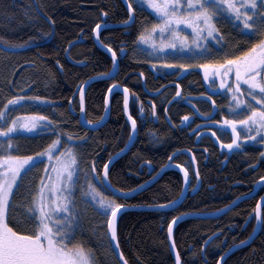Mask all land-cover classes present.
Returning <instances> with one entry per match:
<instances>
[{
  "label": "trees",
  "instance_id": "trees-1",
  "mask_svg": "<svg viewBox=\"0 0 264 264\" xmlns=\"http://www.w3.org/2000/svg\"><path fill=\"white\" fill-rule=\"evenodd\" d=\"M128 1L134 9L133 24L103 29L99 34L102 44L116 52L119 66L112 79L89 86L84 118L92 123L101 119L110 85L130 91L129 111L138 134L130 150L109 169V181L116 189L131 191L169 163L188 171L189 191L176 209L127 211L117 228L128 264H175L167 238L173 217L217 211L250 193L264 176V157L260 155L264 149L258 139L250 143L241 140L246 136L242 126L237 125L240 147H221V142L232 140V129L223 121L243 119L248 112L231 114L228 94L218 83L209 86L199 69L203 63L222 62L226 54L238 55L255 41L242 36L229 20H219L217 27L225 37L223 48L215 42L210 48L212 55L175 59L177 70H160L158 60L142 49L137 39L157 20L144 5ZM128 15L120 0H0V108L19 96L23 97L21 103L12 106L8 116L47 117L32 135L13 134L1 140L4 145L11 140L13 156L43 152L57 140V134L62 150L74 149L80 169L75 187L80 224L74 239L86 241L85 246L95 251L96 264L119 262L109 241L108 217L82 198V186L85 190L90 181L105 197L125 206L167 204L177 199L183 188L181 174L173 169L128 199L115 197L103 187L100 177L105 163L124 147L130 134L121 92L111 94L110 116L101 128L89 130L79 121V85L113 67L112 59L95 45L93 29L97 24L123 23ZM17 45L22 46L13 47ZM183 63L192 67L183 71ZM185 116L189 120L184 121ZM81 139L84 143H79ZM144 163H150L153 170ZM93 164L95 172L91 171ZM263 194L264 184L254 197L219 217L179 223L173 239L182 264H217L231 246L244 241L254 228L253 210ZM223 264H264V226L250 245L235 251Z\"/></svg>",
  "mask_w": 264,
  "mask_h": 264
},
{
  "label": "snow or ice",
  "instance_id": "snow-or-ice-1",
  "mask_svg": "<svg viewBox=\"0 0 264 264\" xmlns=\"http://www.w3.org/2000/svg\"><path fill=\"white\" fill-rule=\"evenodd\" d=\"M141 4L153 10L161 23L153 24L151 29H145L138 37V41L149 43L156 47L152 34L157 31L161 36L171 32V43L161 42L160 48H176V41H179L180 47L188 49V37L182 36L178 27L185 25L191 29L193 37L191 43L195 49H199L196 55H212L211 49L207 43L200 41L214 40L220 48L224 47L225 37L220 35V29L217 27V21L222 17L228 19L234 28L240 29V34L254 40L250 47L240 51L238 55L226 54L222 62H208L199 65L204 70V79L208 80L210 76L220 79V88L227 90L230 94L231 102L228 110L231 114L239 112H248L243 119L223 121L224 125L232 129L231 143L224 144L222 148H239L240 132L237 131V125L246 129L248 135L245 140H257L264 144V0H140ZM128 19L123 23L127 26L133 22L134 9L132 3H128ZM106 16L107 13H104ZM104 27L97 24L93 32L97 34L99 41V30ZM146 33V34H145ZM248 40L244 41L246 45ZM102 43V42H101ZM17 45L13 47H21ZM112 54L113 66L117 61V54L108 45H103ZM219 50V49H218ZM123 51V49H121ZM181 68H190L191 65L181 64ZM211 70V71H210ZM102 76L110 77L109 73H102ZM234 76V79L231 77ZM86 83L79 85L80 89V109L84 112V96ZM246 86V88L244 87ZM113 85L109 86L112 91ZM177 96L180 95L179 85H177ZM247 95L251 100L243 99ZM257 96L259 99L257 100ZM23 97L13 96L0 108V122L7 123L9 109L18 104ZM41 100L40 97H35ZM210 99V97H209ZM129 90L124 89V110H128ZM251 101H256L253 104ZM215 105V101H212ZM109 105L108 97H105L106 109ZM143 110V109H141ZM132 123L133 131L136 128V121L131 116L128 117ZM20 117L13 118L7 127L0 123V137L8 139L10 134L14 133L18 127L35 128L37 122L46 120L47 117L32 118V122L20 124ZM184 121L189 120L188 116L183 117ZM89 125L91 121L87 122ZM216 135L215 132L212 133ZM57 140H54L48 148L34 156H13L11 151L13 145L9 143L5 146L0 140V152L7 153L0 155V264H96L95 251L86 247V241L75 240L77 229L79 228L80 218L75 206V187L79 179L80 169L78 158L74 149L68 147L60 155H54V150L59 151L58 145L62 142L60 134H57ZM133 136L130 134L129 140ZM71 139V137H69ZM79 143H84L81 139ZM261 157H264L262 152ZM47 156L49 163L45 165V177H41V182L37 193L32 197L31 203L24 215L13 221L10 219V210L14 207L12 196L15 188L19 187L23 172L36 162V157ZM170 159H172L170 157ZM111 158L104 165V175L101 178L104 188L111 189L112 185L107 181ZM184 172L185 180H188V171L181 168ZM96 171L95 165L91 168ZM87 178V173L85 174ZM264 181V176L260 177ZM91 197L94 202L95 210L101 215L108 217V229L111 233V241L117 240L116 222L120 210L124 207L114 199L105 197L96 186L90 181L87 189L82 186V198ZM175 201H169L167 204L159 207H171ZM110 211V215H109ZM256 220L264 226V197L257 201L253 210ZM177 217H173L176 221ZM173 224L169 223V237L172 234ZM256 229L254 228V232ZM247 241H241V244ZM172 247H175L173 243ZM119 244L115 245V249ZM119 259L123 264V254L120 253ZM176 264H181L179 254L176 255ZM220 264V261L217 262Z\"/></svg>",
  "mask_w": 264,
  "mask_h": 264
},
{
  "label": "water",
  "instance_id": "water-1",
  "mask_svg": "<svg viewBox=\"0 0 264 264\" xmlns=\"http://www.w3.org/2000/svg\"><path fill=\"white\" fill-rule=\"evenodd\" d=\"M120 1L122 2V4L124 5V7L126 8V10L128 12V3H129V1L128 0H120ZM133 22H130L127 26H125L124 23H119V24H101L104 27H102L99 30V34H100L101 30H103V29H107V28H126V27L131 26L133 24ZM96 36H97V34L95 32H93V41H94L95 45L101 51L106 53L112 59L111 52H109L107 50V48L103 47V44L101 43L100 38H99V41H98L96 39ZM112 62H113V60H112ZM118 66H119V61H118V58H117L115 67L113 66L111 71L109 72L110 77H105V76H102L100 74V75L93 76V77L87 79L85 81V82H87L86 83L85 94H86V91L89 88V86L91 84H93L94 82L99 81V80L112 79L116 75V73L118 71ZM85 82L83 84H85ZM113 86L114 87H113L112 91L108 90L107 95H106V97H108V100H109V105H108L107 109H106V106L104 105L103 115H102L101 119L98 122L92 123L91 125H89L86 122V120L84 118L85 96H84V112L82 113L81 109H80V113H79V121H80L81 125L84 128L89 129V130H97V129L101 128L109 119V116H110V96H111V94L113 92L119 91L123 95V113H124V116H125L128 124H129L130 134L133 136V138L131 140H129V138H128V140H127L126 144L124 145V147L110 157L111 158L110 167L117 160H119L121 157H123L130 150V148L133 146L134 142L136 141L137 134H138L137 124H136L135 131H133L132 123H131V121L128 118L129 116H131L130 111H129V104H130V98H131L130 91H129V100H128V110H127V112H125V110H124V89H125V87L120 86V85H113ZM156 93H150V96H155ZM78 100H79V105H80V90H79ZM132 119L134 120L133 117H132ZM130 134H129V136H130ZM110 158H109V160H110ZM109 160L107 161V163L109 162ZM143 165L146 166L150 171L153 170V168H152L150 163H144ZM181 168L185 169L184 167H182L180 165L169 163L166 166H164L162 169H160L158 172H156V174L151 179H149L148 181H146L145 183L141 184L140 186L136 187L135 189H133L131 191H127V192L120 191V190L116 189L113 186H112L111 189H107V191L110 192L115 197H119V198H122V199H128V198H131V197L139 194L140 192H142L143 190L147 189L148 187H150L152 184H154L163 175L164 172H166L167 170H171V169L178 171L181 174L182 181H183L182 192H181V194L179 195V197L177 199L173 200V201H175V203L172 204L171 207H163L162 208V207H159L160 205H155V206H125V205H123L124 207L120 210L119 215L117 217L116 232H117V228H118L119 219H120L121 215L124 212H127V211H170V210L176 209L186 199L188 191H189V176H188V180L186 181L185 180V176H184V172L181 170ZM103 175H104V168L102 170L100 178H102ZM107 181L110 182L108 177H107ZM263 184H264V181L258 180L256 182V184L254 185V187H253V189H252V191L250 193L236 198L232 203H230L229 205H227V206H225V207H223V208H221V209H219L217 211L207 212V213H187V214H182V215L177 217L176 221H172L171 222L173 224L172 234H171V237H169V232L167 230V238H168L169 249H170L171 255L173 257L174 263L176 264V255H177L178 252H177L176 246L174 248L172 247V245L174 243L173 232H174V229L176 228V226L179 223H181L182 221H184L186 219H190V218H216V217H219V216L227 213L232 208H234L241 201H243L245 199H248V198L254 197L257 194V191H258L259 187L261 185H263ZM102 185H103V183H102ZM261 197H264V194ZM261 197L259 198L258 201L261 200ZM254 228L256 229L255 232H254ZM254 228H253L252 232L250 233V235L244 240V241H247L246 243L241 244V242H240L238 244H235V245L231 246L221 256V258L219 259L220 264H223L224 261L231 254H233L235 251H237L239 249H242V248H244V247H246V246H248V245H250L252 243V241L257 237V235L259 234V232H260V230L262 228L261 224L257 220L255 221ZM108 236H109V241H110V245L112 247L113 253L115 254L119 264H123V261L119 259V255H120V253H122L121 249H120V246H119L118 249H115V245L117 243L119 244L118 235H117V240L116 241H111V233H110V231L108 229ZM123 260H125L124 256H123ZM181 264H182V262H181Z\"/></svg>",
  "mask_w": 264,
  "mask_h": 264
},
{
  "label": "rangeland",
  "instance_id": "rangeland-1",
  "mask_svg": "<svg viewBox=\"0 0 264 264\" xmlns=\"http://www.w3.org/2000/svg\"><path fill=\"white\" fill-rule=\"evenodd\" d=\"M134 1L141 4L140 0H134ZM182 2L186 3V0H182ZM142 5H144L145 8L147 10H149L153 14V16L156 18V20H157L156 24L161 23V21L156 17L153 10L150 9L147 6V4H142ZM219 20H228V19H225L222 17ZM177 30L180 31L182 36L188 37L189 47L193 48L192 52H189L188 49L181 48L179 41H176V44H177L176 48L168 47V48H164L163 50H161L160 44L162 41L165 43H171L172 42L171 41V37H172L171 32H168V33L164 34L163 36H161L158 31L156 33H153L152 39L155 40V43H156L155 48L152 47L151 41H149V43H143L141 41H138L142 49H144L152 58H154L155 61L158 60L157 65L159 66L160 70L162 69V70H165L167 72L177 70L178 66L174 62L175 59H184V58L193 59V58H198L201 55H203V54H201V55L194 54L196 52H199V49H195L194 45H192V43H191L193 37L191 35V29L190 28H187V26H185V25H180ZM215 42L216 41H214V40L200 41V43H207L209 48H211V46L214 45ZM182 69H183V71H185L187 68L186 69L182 68ZM199 69L202 71V74L204 77V70L201 68H199ZM231 78L234 79V76H232ZM206 81H207V84L209 86H210V83H213V82L218 83V85L220 86V79L218 77L210 76V78ZM244 87L246 88V86H244ZM224 91L226 94H228L226 88L224 89ZM228 96H229L230 101H231L230 94H228ZM242 98L246 99V100H251V98L247 97V95H245ZM258 99H259V96H257V100ZM251 102L253 104H256V101H251ZM19 103H21V101H19L18 104ZM18 104L15 106H18ZM16 117L21 118L19 120L20 124H25V123L30 124L32 122V118H33L31 116H25V115L20 114V113H14V114L8 116L7 123H3V122H0V123H3V126L7 127L8 124L11 123L12 119L16 118ZM41 128H42V126H41V123L39 121V122H37L35 128L29 129V128L18 127L14 133L10 134V136H12L13 134L32 135L33 133L39 131ZM243 131L245 132L246 135H248V132L246 129H243ZM261 135H264V134H261ZM1 139H4V137H0V140ZM241 140L244 143L255 142V140H251V139L245 140L244 138H241ZM258 144L264 149V144L260 143L259 141H258ZM58 148H59V151L54 150V155H60V153L65 151V150L61 149L60 144L58 145ZM225 149H227V148H225ZM5 154H7V153L0 152V155H5ZM48 163H49V161H48L47 156L36 157V162H34L32 164V166L27 169V171L23 172V177L20 179L19 187L15 188V193L12 196V204L14 205V207L10 210V219H12L13 221L22 217L24 215L25 211L27 210V208L29 207L31 200H32V197L37 193L38 187H39L40 182H41V177H45V165ZM85 185H86V187H85V190H86L87 184H85ZM85 200L94 205V202L91 201V197H88ZM109 215H110V211H109Z\"/></svg>",
  "mask_w": 264,
  "mask_h": 264
},
{
  "label": "flooded vegetation",
  "instance_id": "flooded-vegetation-1",
  "mask_svg": "<svg viewBox=\"0 0 264 264\" xmlns=\"http://www.w3.org/2000/svg\"><path fill=\"white\" fill-rule=\"evenodd\" d=\"M157 94V93H156Z\"/></svg>",
  "mask_w": 264,
  "mask_h": 264
}]
</instances>
